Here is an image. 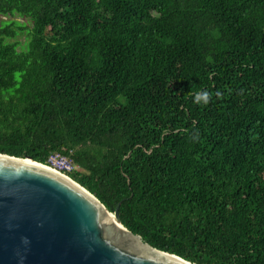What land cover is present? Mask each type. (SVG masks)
I'll return each instance as SVG.
<instances>
[{"label":"trees","instance_id":"obj_1","mask_svg":"<svg viewBox=\"0 0 264 264\" xmlns=\"http://www.w3.org/2000/svg\"><path fill=\"white\" fill-rule=\"evenodd\" d=\"M0 154L67 157L158 251L264 264V0H0Z\"/></svg>","mask_w":264,"mask_h":264},{"label":"water","instance_id":"obj_2","mask_svg":"<svg viewBox=\"0 0 264 264\" xmlns=\"http://www.w3.org/2000/svg\"><path fill=\"white\" fill-rule=\"evenodd\" d=\"M0 264L191 263L144 243L63 174L0 154Z\"/></svg>","mask_w":264,"mask_h":264},{"label":"built area","instance_id":"obj_3","mask_svg":"<svg viewBox=\"0 0 264 264\" xmlns=\"http://www.w3.org/2000/svg\"><path fill=\"white\" fill-rule=\"evenodd\" d=\"M45 166L53 169L60 174H63L66 177H68V175L76 169L67 157L59 154L50 155Z\"/></svg>","mask_w":264,"mask_h":264},{"label":"clouds","instance_id":"obj_4","mask_svg":"<svg viewBox=\"0 0 264 264\" xmlns=\"http://www.w3.org/2000/svg\"><path fill=\"white\" fill-rule=\"evenodd\" d=\"M216 96L218 98L222 97V93L217 91L216 92ZM212 99V95L211 93H209L208 91H202V92H197L194 96V100H195V103L197 104H204V105H207ZM194 139L198 138V133L196 134V136L193 137Z\"/></svg>","mask_w":264,"mask_h":264},{"label":"rangeland","instance_id":"obj_5","mask_svg":"<svg viewBox=\"0 0 264 264\" xmlns=\"http://www.w3.org/2000/svg\"><path fill=\"white\" fill-rule=\"evenodd\" d=\"M16 20L20 23H24L25 26L27 27H30V23L28 22V20H23V19H20V18H16ZM17 40L21 43V44H24L25 43V40H26V36H25V33L21 34L18 36ZM26 46L24 47V49L22 50H25Z\"/></svg>","mask_w":264,"mask_h":264},{"label":"bare ground","instance_id":"obj_6","mask_svg":"<svg viewBox=\"0 0 264 264\" xmlns=\"http://www.w3.org/2000/svg\"><path fill=\"white\" fill-rule=\"evenodd\" d=\"M110 221H111L112 224L116 223L114 216H111V220Z\"/></svg>","mask_w":264,"mask_h":264}]
</instances>
